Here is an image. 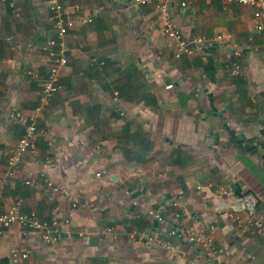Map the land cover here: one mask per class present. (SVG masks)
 <instances>
[{"label":"crops","instance_id":"crops-1","mask_svg":"<svg viewBox=\"0 0 264 264\" xmlns=\"http://www.w3.org/2000/svg\"><path fill=\"white\" fill-rule=\"evenodd\" d=\"M51 1L0 0V206L47 220L55 212L64 232L46 243L40 232L0 226V264H10L14 248L29 253L19 264H264V240L237 231L225 215L246 192L264 214V30H255L252 6L173 4L187 35H229L176 57L156 0H57L76 23L63 41L61 89L38 111L40 81L27 71L49 73L45 46L57 39ZM235 43L244 51L230 58ZM15 109L37 117L38 133L34 150L11 169L24 133L10 116ZM179 196L164 226L147 215ZM194 221L215 225L217 258L181 238L169 250L131 237L143 230L165 237Z\"/></svg>","mask_w":264,"mask_h":264},{"label":"built area","instance_id":"built-area-1","mask_svg":"<svg viewBox=\"0 0 264 264\" xmlns=\"http://www.w3.org/2000/svg\"><path fill=\"white\" fill-rule=\"evenodd\" d=\"M138 4H147L151 0H134ZM226 3H237L249 5L253 8V16L255 19L254 28L257 32L264 30V0H223ZM180 4L181 8L185 9L191 4V0H156V11L162 24V29L165 35L174 43L176 57L183 55L194 56L200 51L205 49L209 44H216L229 38V35L224 33H217L214 35L195 34L192 36L187 35L183 29L178 26L174 19L172 12V5L175 3ZM13 6L14 3H11ZM76 12L80 11V6L75 5ZM50 10L53 12V19L57 30V39L53 38L49 41L45 48L47 49L50 67L49 73L46 77H40L36 72L29 70L27 74L32 77H37L40 81V103L37 107L41 111L45 105L52 99V97L60 91V75L62 68L68 63V58L65 53L63 41L65 36L69 33L70 29L75 25L76 19L68 15L66 9L57 0H52L50 3ZM92 21V18L86 19ZM85 19L83 21H86ZM251 39V38H250ZM59 45L56 49L55 46ZM244 47L238 43L233 44V51L228 55L240 57L243 54ZM1 63V60H0ZM1 71V68H0ZM242 71L240 61H232V74L238 75ZM167 88H172L173 84L166 85ZM10 116L16 119L24 126V133L19 139L15 149L13 150L9 160L8 166L13 169L16 168L23 160L25 154L34 150L35 140L38 133V121L36 116H25L20 110H13ZM99 175V174H98ZM6 180L0 182V198L3 195ZM27 183H30L27 181ZM53 187V186H52ZM58 190V187H53ZM201 188V186H200ZM222 195L229 194L226 186L220 189ZM182 196L174 200H166L159 205L157 209L150 207L146 213L155 219L159 226H164L165 216L164 211L168 206H178ZM78 198L74 199L73 206H77ZM242 206L238 209H230L226 212V217L230 223L240 232H251L252 234L260 236L264 240V214L257 212V198L251 192H246L241 200ZM69 219H65L68 224ZM60 218L54 212L51 219L47 220L38 217L35 213L22 212L18 206H13L8 210H3L0 206V226L10 227L18 225L19 227L29 228L35 232H40L42 239L46 243L58 242L64 232L61 225ZM161 228V227H160ZM215 225L201 222H191L182 231L175 229L166 230L165 237L158 231L146 232L135 231L131 233L134 240L144 241L148 246H158L169 250L174 248L172 240L184 239L189 244L196 246L212 257L217 258L219 250L215 244ZM82 234V233H81ZM29 257L27 251L19 248H14L10 255V264H19L23 259ZM190 264H212L205 260H191Z\"/></svg>","mask_w":264,"mask_h":264}]
</instances>
